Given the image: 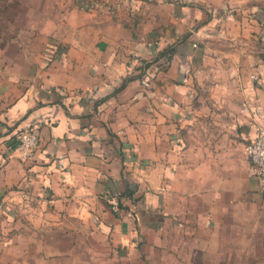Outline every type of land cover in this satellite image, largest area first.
I'll list each match as a JSON object with an SVG mask.
<instances>
[{"label":"crops","instance_id":"0c3cea01","mask_svg":"<svg viewBox=\"0 0 264 264\" xmlns=\"http://www.w3.org/2000/svg\"><path fill=\"white\" fill-rule=\"evenodd\" d=\"M64 1L0 71V264H264V0Z\"/></svg>","mask_w":264,"mask_h":264},{"label":"rangeland","instance_id":"374dc122","mask_svg":"<svg viewBox=\"0 0 264 264\" xmlns=\"http://www.w3.org/2000/svg\"><path fill=\"white\" fill-rule=\"evenodd\" d=\"M64 0H0V71L11 64L23 67L22 59L42 54L38 45L44 14ZM40 52V53H39ZM13 66V67H14ZM37 66V65H36ZM217 258V253H212ZM162 264H187L185 253H173Z\"/></svg>","mask_w":264,"mask_h":264},{"label":"built area","instance_id":"2783aa9c","mask_svg":"<svg viewBox=\"0 0 264 264\" xmlns=\"http://www.w3.org/2000/svg\"><path fill=\"white\" fill-rule=\"evenodd\" d=\"M39 140L38 127L26 128L15 135L11 150L19 159L30 160L39 145ZM242 151L250 162L252 175L258 181L259 193L264 194V128L257 129L256 134L245 141ZM110 207L114 211L119 209L116 200L110 202Z\"/></svg>","mask_w":264,"mask_h":264},{"label":"trees","instance_id":"16d2710c","mask_svg":"<svg viewBox=\"0 0 264 264\" xmlns=\"http://www.w3.org/2000/svg\"><path fill=\"white\" fill-rule=\"evenodd\" d=\"M30 127H34V126H29V127H27V128H30ZM24 129H26V128H24ZM24 129H19V130L15 133V135L18 134L19 131L24 130ZM15 135H14V137H15ZM14 137H13V138H14Z\"/></svg>","mask_w":264,"mask_h":264}]
</instances>
